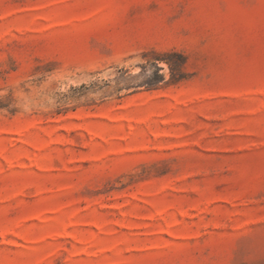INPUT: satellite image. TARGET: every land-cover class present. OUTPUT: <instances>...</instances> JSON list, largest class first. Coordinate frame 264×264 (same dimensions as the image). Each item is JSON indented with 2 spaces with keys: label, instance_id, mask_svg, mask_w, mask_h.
<instances>
[{
  "label": "rangeland",
  "instance_id": "rangeland-1",
  "mask_svg": "<svg viewBox=\"0 0 264 264\" xmlns=\"http://www.w3.org/2000/svg\"><path fill=\"white\" fill-rule=\"evenodd\" d=\"M0 264H264V0H0Z\"/></svg>",
  "mask_w": 264,
  "mask_h": 264
},
{
  "label": "trees",
  "instance_id": "trees-1",
  "mask_svg": "<svg viewBox=\"0 0 264 264\" xmlns=\"http://www.w3.org/2000/svg\"><path fill=\"white\" fill-rule=\"evenodd\" d=\"M171 58H174L171 60ZM159 61H163L170 71V74L174 81L181 80L184 76L182 74L183 67L185 65V60L182 55L177 53L165 54L162 58H159ZM162 79V76L157 74L156 79Z\"/></svg>",
  "mask_w": 264,
  "mask_h": 264
}]
</instances>
